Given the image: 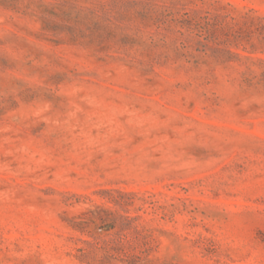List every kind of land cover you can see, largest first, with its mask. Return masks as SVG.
Masks as SVG:
<instances>
[{"label":"rangeland","instance_id":"374dc122","mask_svg":"<svg viewBox=\"0 0 264 264\" xmlns=\"http://www.w3.org/2000/svg\"><path fill=\"white\" fill-rule=\"evenodd\" d=\"M0 264H264V0H0Z\"/></svg>","mask_w":264,"mask_h":264}]
</instances>
